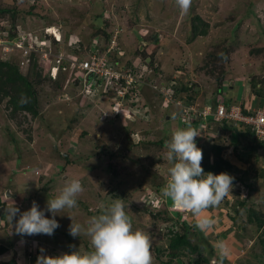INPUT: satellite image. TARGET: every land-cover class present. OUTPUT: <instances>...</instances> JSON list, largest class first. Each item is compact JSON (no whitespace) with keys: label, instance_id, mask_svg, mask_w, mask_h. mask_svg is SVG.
Segmentation results:
<instances>
[{"label":"rangeland","instance_id":"374dc122","mask_svg":"<svg viewBox=\"0 0 264 264\" xmlns=\"http://www.w3.org/2000/svg\"><path fill=\"white\" fill-rule=\"evenodd\" d=\"M2 9H14L17 12L16 23L23 29L20 34L31 33L38 37L32 35L35 39L29 45L31 51H27L9 44L7 41L19 46L22 41L7 40L0 31V59L11 61L15 58L16 61H21L22 71L27 73L32 71L29 69L30 58L34 56L33 76L35 73L44 80L36 86L41 113L38 118L20 113L15 121L5 104H0V200L7 204L3 208L16 206L20 212H24L35 201L40 210H44L48 198L58 195V190L69 179L84 182V191L77 197L78 207L65 209L55 217L60 227L52 236L18 235L15 223L19 215L13 222L7 215H2L0 245L9 246L10 252L0 256V264H36L41 248L45 249L44 254L48 256L73 250L87 254L92 250L89 238L83 235L73 238L69 235L68 229L72 221L68 216L74 222L85 224L88 218L100 214L101 204L109 205L116 200L113 198L114 193L127 194L129 199L124 198L123 201L125 211L130 217L133 231L140 230L149 237L153 264H162V260L158 258V250L164 252L160 257L168 261L166 255L169 239L166 227L172 225L170 219L175 216L169 214L171 211H180L182 216L173 220H186L193 227L192 243L203 246L204 257L210 258V263L203 264H217L214 247L217 241H225L231 252L224 264H263V250L255 233L256 228L247 223L244 210L236 216L230 209L234 201L232 193L218 207L209 208L200 217H195L175 208L171 200L162 198L150 186L151 183H167L171 164L165 159L164 146L147 145L145 148L138 146V143L144 138L149 141L164 139V127L167 126V131L180 129L184 126L181 120L164 122L163 113L158 111L152 113L149 119V116L146 117V110L134 107L132 101L127 103L120 100L111 85L105 86V90L109 88L110 91L101 95L103 83L100 84L98 80L93 83L88 79L86 81L78 68H74L69 56L83 61L76 52L80 49V44L86 47L94 44L92 36L97 29L96 16L102 14L109 20L108 31L114 32L113 47L130 48V52L132 49L135 52L141 46L137 45V33L141 36L153 33L152 42L158 38L157 46L150 47L147 51L149 54L153 53L152 66L144 65L141 68L140 63L143 62L140 59L134 63L147 75L164 71L161 77L153 75L158 77L157 83H163L171 76L178 80V86L195 84L196 94L193 97L198 106L200 104L206 107L215 100L227 102L234 98L237 107L242 105L245 98L250 100L247 107L253 104L254 107L264 109L263 100L248 99L249 95L245 91L246 78H264V0H192L190 10L185 14L180 13L175 0H0V10ZM198 16L207 23L208 35L192 41V24ZM5 17L6 21L3 23L9 26L10 13ZM199 26L205 29L202 25ZM46 29L51 31L55 39L64 41V36L68 35L69 40L59 47L51 41H42L46 40ZM37 41L45 44L43 49ZM144 45L148 46L146 42ZM260 49L262 53L257 54ZM85 57L88 58L89 55ZM128 57H132L129 52L125 59ZM151 61V58H147V62L151 64ZM217 65L225 70L226 79L222 93L215 97L218 82L207 76L200 67L208 66L209 69ZM52 66H57V69H50ZM57 71H62L59 86L51 78ZM231 85L233 88L229 89ZM116 86L114 85V89ZM144 90L158 110L160 105L154 92L149 88ZM116 103L118 110L114 112L112 109ZM103 114L107 117L105 122L102 121ZM142 118L147 123L142 120L136 122ZM147 128L156 130L155 134L148 135ZM204 129L205 127L197 129L200 134L196 138L200 143L197 147L209 146L214 140L218 142L221 138L231 137L228 145H225L224 154L228 155L230 150L228 156H231L242 172L236 175L241 177L243 172L249 171L251 182L255 177L256 165H253V159L251 162L241 160L249 159V153L242 151V147L239 152H234L232 145L238 141V135L234 133V136L228 131L220 132L218 123L213 128ZM142 131L147 136L142 135ZM221 134L224 137H218ZM167 138L169 140L171 136ZM101 149L104 151L101 152ZM110 154L113 155L109 158ZM67 158L76 162V165H68V170L65 171ZM263 159L264 152L260 151L258 166L263 165ZM109 163L114 165L117 174L112 183L104 177L101 168H97ZM142 186L148 188L147 191L142 190ZM258 186L260 192L258 196H254V201L264 211V180H260ZM8 191L20 197H8ZM241 195L245 197L243 187ZM160 211L169 213L159 216ZM46 215L51 218V213ZM232 217L236 219L234 223H231ZM204 218L214 220L212 230L201 231L197 227L198 221ZM70 245L75 248H70ZM211 251L215 253L212 256ZM189 259V256H181L172 264H191Z\"/></svg>","mask_w":264,"mask_h":264},{"label":"trees","instance_id":"16d2710c","mask_svg":"<svg viewBox=\"0 0 264 264\" xmlns=\"http://www.w3.org/2000/svg\"><path fill=\"white\" fill-rule=\"evenodd\" d=\"M10 13L11 16V23L9 26L6 24L4 25L3 22L6 21V14ZM16 16L17 12L14 9H2L0 10V31L5 34V38L7 40H19L22 42H25V44H29L32 42L35 38L32 37L33 34H20L23 29L19 28V25L16 23ZM2 22V23H1ZM97 22V29L93 33L92 36V41L93 45L90 47H86L84 44H80V49L77 50V56L82 60H89L90 56L96 55L98 57H102L105 55L107 61L109 64H113L114 68L118 73L123 74V72H130L131 76L134 78L133 84L128 88L127 92L123 95H120V100L124 102H131V104L134 107H137L138 109L146 110V117L152 115V113H163L162 115L164 116V122L169 121L171 119H176L173 116L174 111L177 109L176 103L178 101H183V102H192L194 103V97L193 94H196V85L195 84H184L183 86H178L176 84V80L174 77H169L167 78L166 81H163V83H157L156 80L158 77H161L162 74H164V71H159L160 73L158 74L157 71L153 74L154 76H158L155 78L153 75H147L143 70L140 69L139 65H135L134 63L136 62L135 60L140 59L142 63H140L141 68L142 66H152L154 63V56L153 53H148L150 47L157 46L158 38L154 39L155 41L152 42L151 39L154 35H152L150 32H148L146 35H142L140 33H137V45L141 46L133 52V49L131 52L129 49H124L122 47H113V49H110L112 47V41H113V36L114 32L108 31L109 27V20L103 17V15L96 16V21ZM3 24V25H1ZM199 25H202L205 27V29L208 27L207 23L203 21L199 16L196 17L195 21L193 22L192 26V37L190 40H195L198 37L202 36H207L208 31L207 29H201ZM153 32V31H152ZM46 40L42 41H51L53 45L56 47L61 46L64 44L66 40L68 39V35L64 36V41L63 40H56L55 37L52 34H44ZM35 36V35H33ZM38 37V36H35ZM41 40V39H40ZM36 42V41H35ZM38 42V41H37ZM96 42V43H95ZM146 42L147 45H144ZM149 42V43H147ZM115 43V40H114ZM17 43H15L16 45ZM144 46V47H143ZM143 47V48H142ZM91 50V51H90ZM110 50V51H107ZM89 53L87 54L86 52ZM132 56L131 58L128 57L125 59V56L127 53ZM257 54L262 53V50H258L256 52ZM34 54V53H33ZM32 54V56H33ZM87 54L89 55L88 58H84V55ZM71 59L73 57H70ZM78 61V58L75 57ZM147 58H151V64L147 62ZM34 56L30 58V68L32 71H28L27 73H23L22 71V65L21 61H16V59H11V61H4L0 59V104H5V108L7 110H10V114L12 119L15 121L18 118V115L20 113H27L32 116V118H38L40 116V110L38 108V94L36 91V86L40 85L44 82V80L40 77V75H37L34 73V78L33 76V67H34ZM80 62V61H78ZM82 62V61H81ZM55 64V63H54ZM58 64V63H57ZM53 67V66H52ZM51 67V68H52ZM50 68V69H51ZM201 70L205 71V74L209 76L210 78L215 79L218 82V87H217V95L215 94V97L220 95V92L222 93L223 91V83L226 79V73L223 67L217 65V67L214 68H209L208 66L200 67ZM64 69V68H63ZM158 70V69H157ZM51 71V70H50ZM62 71H59L58 73V78L56 79V83L58 84L59 77ZM162 73V74H161ZM50 77V75H49ZM34 78V81L32 79ZM52 78V77H51ZM235 83V82H234ZM117 85L116 88L120 89V91L124 88H127V84L124 79L120 80H115L113 81V86ZM59 86V84H58ZM233 85L229 87V89H232ZM145 88H149L154 92V95L156 96L158 100V110L154 107V104L151 100L148 99V95L146 96L145 94ZM172 92V102L166 100L165 92L167 91ZM124 91V90H123ZM245 91L246 93L250 96L247 97L248 99L251 98H259L264 101V78H258L256 76H253L250 79H245ZM246 94V95H247ZM247 102V100L244 98V102L242 105L243 108V113L244 114H249L247 107L244 105ZM225 103L227 110H229L232 105L234 104V98H231L229 101L224 102V101H218L215 100L214 103L212 104L214 110L217 108L218 104ZM200 105V104H199ZM210 106V105H208ZM200 107H204L203 105H200ZM160 110V111H159ZM102 116V115H101ZM104 118L102 121L105 122L107 120V117ZM142 120L143 123H147V120L145 119H138L136 122H140ZM212 123L213 121H209L208 123ZM219 123V129L221 131H228L232 132L233 135L235 136L238 135V141H235L233 146L234 152L237 153L239 152L240 147L242 151H246L249 153V159H241L244 160V162H251L253 159V165H256L254 167L255 171V177L254 179L249 182L250 178L248 177L249 171L243 172V176H237L236 174L241 172L240 169L234 164H232L228 159L224 157V151L226 149V142H228L229 139H223L221 138L218 142L217 140L212 141V144L209 146H202L200 149L203 151V161H202V168L205 171V174L208 172H211L213 174H220V173H228L229 175L233 176L234 179V184H233V203L230 207L233 212H235L236 216H239L244 210L246 213V221L249 225L254 226L256 228L255 233L258 236V241L262 247V254L264 256V211L263 208H260L259 205L254 201V196H258L260 189L258 186V183L260 180H264V162L263 165L258 164V155L260 151L264 152V142H260L254 138V133L252 130V127L236 122L233 120H228V119H223V120H218ZM206 124L205 122H202L200 119L196 121H192L189 123H184L180 129H184L187 127H192L194 129H198L201 127L202 124ZM149 129L148 135H154L156 130L154 129ZM167 126L164 127L162 133L164 134V139H158L149 141L146 138L141 140L138 143V146H143L147 148V145H157V146H164L166 140L168 139L167 137L171 136L172 130L167 131ZM132 131V130H131ZM144 131V130H143ZM141 132L142 135L147 136V133ZM235 133V134H234ZM130 134H132L130 132ZM212 138V137H211ZM197 146H199L200 143L197 142ZM201 146V145H200ZM104 150L101 149V152ZM102 156V154H100ZM113 154L109 155V158ZM240 156V154H239ZM241 158V157H240ZM67 163L64 167V170H68V165L74 164L76 165V162H72L69 158L66 159ZM264 161V159H263ZM101 168V171L104 172V177L106 179H109V183H112L115 175H117L114 169V165L109 163L107 166L100 165L97 168ZM242 173V172H241ZM82 181H84L83 178H81ZM82 183V182H81ZM164 183H160V185H157V183H151L150 186L152 187L153 191L156 193H161V189L164 187ZM82 186H84V182L82 183ZM242 187L245 189V197H242ZM142 190L147 191L148 188L145 186L141 187ZM20 197V195H18ZM27 197H25L24 200H26ZM114 199H122L124 201L126 198L127 200L129 199L127 197V194H113ZM227 199V197L225 198ZM253 199V201H252ZM7 204L5 202L1 203L0 200V218L2 215H4L3 212V207L6 206ZM89 208V207H88ZM165 213H169L168 211H164L159 213V216H164ZM91 214V213H90ZM175 216L173 218H178L180 219L181 213L180 211H171V213ZM154 218H157V216H154ZM170 219V222H173L172 225L169 227H166L167 233L166 236H168L169 239V244L167 247L168 253L166 255L168 261H164L162 255H164V252L162 250H158V258L161 261L162 264H172L174 261L179 259L181 256H189V262L191 264H203V263H210V258L204 257V251H203V246L198 245V244H193L192 243V231L193 227L191 224H189L186 220H173ZM89 219V218H88ZM236 221L235 217L231 218V223H234ZM196 235V234H195ZM11 241H9V244ZM9 246L5 245H0V256H3L5 254H8L10 251ZM38 252V251H37ZM215 254L213 251L210 252V256ZM177 264V263H176ZM264 264V261H263Z\"/></svg>","mask_w":264,"mask_h":264},{"label":"clouds","instance_id":"9594fccd","mask_svg":"<svg viewBox=\"0 0 264 264\" xmlns=\"http://www.w3.org/2000/svg\"><path fill=\"white\" fill-rule=\"evenodd\" d=\"M175 3L180 13L185 14L190 10L192 0H175ZM46 31L51 34L49 29ZM7 42L11 43V41ZM30 43L26 45L24 42L25 47L29 46ZM37 43L38 45L41 43L39 47L45 46L42 41ZM5 44L8 45V43ZM15 46L17 47V44ZM110 49H113V46ZM103 56L105 57V55ZM70 57L72 56H69V60L73 62L74 59ZM59 62L60 60L57 61V63ZM77 63L80 62L77 61ZM111 65L114 68L113 64ZM52 68L57 69V66ZM58 73L57 71L56 75H51L53 80L58 78ZM125 73L123 72L122 75ZM80 74L85 77L86 81L88 79L93 83L98 80L100 84L103 83L101 95L107 94L106 91L108 92L110 89L105 90V86L111 85L113 91L120 98V89H114L113 86V81L116 79L109 82L100 80L95 75L86 72L80 71ZM94 87L97 88V86ZM249 102L250 100L244 105L247 107ZM223 104L225 105V103ZM236 105L233 104L232 107ZM242 105L239 106L242 107ZM250 105L253 108H258L254 107L253 104ZM117 107L118 103L112 110L116 112ZM209 121L213 122L208 123ZM209 121L201 125L205 127L204 130L209 129V127L213 128L215 123H218V119H210ZM218 130L221 132L220 129ZM198 136L200 134L196 129L187 127L173 131L171 138L165 142V159L171 164V167L168 168L169 179L160 193L162 198L171 200L175 208L189 212L195 217H200L209 208L218 207L232 193L235 179L228 173L216 175L208 172L205 174L202 168L203 151L197 147L196 143ZM222 136L223 134L218 135V137ZM58 191V195L48 198L44 210H40V206L35 201L32 202L31 208L24 212H20L16 206L3 209L4 214L11 222L19 215V219L15 223L16 234L21 236L54 235L56 229L60 227L55 217L65 209L71 210L78 207L77 197L84 191V188L79 179H69ZM100 207L102 209L100 214L90 217L85 224L74 222L72 217L68 216L72 221L68 229L69 235L73 238H80L82 235L88 237L91 251L87 254H81L79 251L73 250L57 256H48L44 254L45 249L41 248V255L38 256L36 264H153L150 239L140 230L133 231L130 217L125 211L122 199H116L109 205L101 204ZM46 213H51V218H48ZM213 225L214 220L209 218L201 219L197 223V227L201 231H210ZM69 247L75 248L74 245ZM214 247L218 258L217 264H224V261L231 254L227 243L217 241Z\"/></svg>","mask_w":264,"mask_h":264},{"label":"built area","instance_id":"2783aa9c","mask_svg":"<svg viewBox=\"0 0 264 264\" xmlns=\"http://www.w3.org/2000/svg\"><path fill=\"white\" fill-rule=\"evenodd\" d=\"M24 46V42H22V44H19V46L17 44V47L25 49L27 51H31L30 46ZM73 63L76 68L80 69L79 71L86 72L87 74H93L100 80L111 82L114 79H124L127 84V88H124L120 91V95L121 92H123V96L127 92L125 89L128 90V88L134 82V78L131 76L130 72L127 71L124 75L116 72L104 56L98 57L96 55H92L90 60L82 61L79 64H77L76 59H74ZM165 96L167 101H173L171 91L168 90L167 92H165ZM176 105L178 107L174 111L173 116L177 118V120H181L182 124L196 121L198 119L203 122H208L210 119L223 120L226 118L228 120H233L251 126L254 133V138L260 142H264L263 109L253 108L251 107V105H249V107H247L249 114H244L242 107L235 106L227 110L226 105H224L223 103L218 104L216 110H214L211 106L200 107V105L198 106L192 102L178 101Z\"/></svg>","mask_w":264,"mask_h":264},{"label":"crops","instance_id":"0c3cea01","mask_svg":"<svg viewBox=\"0 0 264 264\" xmlns=\"http://www.w3.org/2000/svg\"><path fill=\"white\" fill-rule=\"evenodd\" d=\"M264 110V109H263ZM226 145H228V143H226ZM233 152V151H232ZM234 153V152H233ZM228 155H230V150H229V153H228ZM227 154L225 155L224 154V157L226 158V159H228L232 164H234V165H236V163H234V161L230 158L231 156H228ZM236 156V155H235ZM235 156H233L234 158H237V157H235ZM241 156V155H240ZM242 156H244V154L242 155ZM245 157H246V155H245ZM242 158V157H241ZM237 162H239V160L237 161ZM237 166V165H236Z\"/></svg>","mask_w":264,"mask_h":264},{"label":"water","instance_id":"95a60500","mask_svg":"<svg viewBox=\"0 0 264 264\" xmlns=\"http://www.w3.org/2000/svg\"><path fill=\"white\" fill-rule=\"evenodd\" d=\"M9 44L13 45L12 42L9 43ZM6 195H7L8 197H17V196H18V195H16V196L12 195L9 191L6 193Z\"/></svg>","mask_w":264,"mask_h":264}]
</instances>
